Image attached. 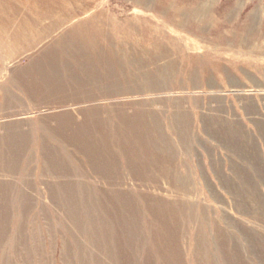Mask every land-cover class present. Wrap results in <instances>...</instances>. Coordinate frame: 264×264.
<instances>
[{
  "label": "rangeland",
  "instance_id": "374dc122",
  "mask_svg": "<svg viewBox=\"0 0 264 264\" xmlns=\"http://www.w3.org/2000/svg\"><path fill=\"white\" fill-rule=\"evenodd\" d=\"M0 264H264V0H0Z\"/></svg>",
  "mask_w": 264,
  "mask_h": 264
},
{
  "label": "bare ground",
  "instance_id": "6f19581e",
  "mask_svg": "<svg viewBox=\"0 0 264 264\" xmlns=\"http://www.w3.org/2000/svg\"><path fill=\"white\" fill-rule=\"evenodd\" d=\"M28 29V28H27ZM29 32V31H28ZM27 36V35H26ZM19 38V37H18ZM26 39V38H25ZM29 40V39H28Z\"/></svg>",
  "mask_w": 264,
  "mask_h": 264
}]
</instances>
